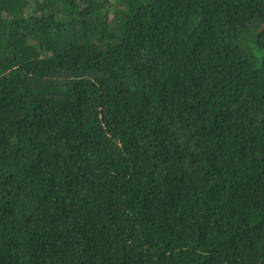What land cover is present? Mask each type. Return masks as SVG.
Returning a JSON list of instances; mask_svg holds the SVG:
<instances>
[{
	"label": "trees",
	"instance_id": "16d2710c",
	"mask_svg": "<svg viewBox=\"0 0 264 264\" xmlns=\"http://www.w3.org/2000/svg\"><path fill=\"white\" fill-rule=\"evenodd\" d=\"M0 264H264V0H0Z\"/></svg>",
	"mask_w": 264,
	"mask_h": 264
}]
</instances>
